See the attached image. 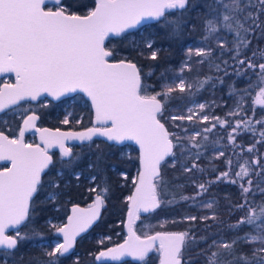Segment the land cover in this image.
I'll use <instances>...</instances> for the list:
<instances>
[{
  "label": "snow or ice",
  "instance_id": "1",
  "mask_svg": "<svg viewBox=\"0 0 264 264\" xmlns=\"http://www.w3.org/2000/svg\"><path fill=\"white\" fill-rule=\"evenodd\" d=\"M198 3L200 0H94V6L88 7L78 0L75 3L51 0L52 6L49 7L48 0H0V74L15 76V83H5L0 88V112L21 101L37 100L43 94L59 99L75 92L86 94L95 111V126L82 132L57 130L51 133L48 129H37L41 133L43 147L24 142L25 132L34 128L35 121L39 119L34 113L23 118V126L16 137L9 138L0 131V161L10 163V167L0 169V264H8L18 245L35 237L39 238L41 247L50 249L44 253L48 258L45 264H62L61 258L73 250L76 238L100 217L111 189L96 185L89 189L95 196L87 211L73 206L67 224H50L57 234L62 235L63 242L49 243L35 230L32 235L24 230L31 222L33 197L44 186L42 174L50 166L55 167L49 148L59 147L62 167L57 176H63L64 169H71L80 158L73 153L72 147L66 146L65 141H92L94 136L106 137L107 141L115 142L114 147L125 141H134L139 146L140 169L132 181L134 192L125 198L128 203V239L115 247H104L106 239L111 238H101L97 241L101 249L90 255L98 262L130 256L148 264L149 253L155 249L160 254L159 264H186L184 249L189 242H196L194 235L187 231L156 232L154 235L145 234L142 239L133 229L134 221L140 219L141 213H151L161 206L157 185L162 181V163L168 157H172L175 163L176 149L182 155L188 152L193 157L190 166H184L186 173L203 172L196 161L203 155L199 149L206 145L197 138L207 141V134L217 126L231 129L227 133L228 145L240 147L242 152L255 153L256 144L264 146V118L253 121L245 114L233 124L227 118L208 115L205 109L210 105L198 103L187 109V115H171L169 119L200 122L207 126L185 137L169 132L162 120L166 102L172 93H191L194 88H203L211 77L194 84L177 75L171 82H165L161 91L148 94V86L143 83L137 64L127 59L110 62L116 50L109 47L106 41L122 38L129 29L145 21L153 22L149 27L162 26L174 35L189 25L188 14ZM81 7L87 9L85 14L74 10ZM203 8L204 11H197L195 17L202 23L203 43L187 48L188 59L182 64L180 72L191 69L189 61L193 55L200 58L197 62L201 64L212 58L214 49L211 43H214L219 50L216 59L225 65V75H229L227 67L230 66L228 60L223 59L227 55L236 65L233 75L247 76L251 73L257 77L255 85L250 83L248 88L241 90L236 108L227 115L240 116L244 97L251 94L253 87L258 88L253 103L264 106V50L253 51L251 56L245 54L251 44L249 36L257 30L264 34V20L261 19L264 17V0H204ZM229 33L232 34L231 40ZM144 47L150 50L148 58L156 61L160 49L154 48V41L146 40ZM215 67L217 71L221 70L220 64ZM161 75L163 78V73ZM218 79L220 83L224 82L222 78ZM63 123H69L67 117ZM256 124L261 126L259 130ZM184 131L187 133L186 129ZM242 132H251L253 136L258 133L259 139L244 149L237 144V137ZM192 149L198 151L193 154ZM224 156L225 151L220 149L214 158ZM101 159L98 157L95 164L89 163L88 168L99 170ZM225 164L226 170L214 180L196 183L193 179L196 195L182 199L195 200L204 195L212 184L220 181L238 184L243 202L230 205L229 211H247L228 227L237 230L247 225L251 226L252 232L230 242L222 238L212 239L199 254L206 256L207 264H264V203L257 208L249 202V193L255 195L253 175L259 178L257 191L264 194V187H261L264 183V163L259 155H254L243 163L239 162L238 156L235 165L228 157ZM73 175L79 180L81 173L73 172ZM121 175L127 180L126 173ZM96 180V175L90 177L93 184ZM49 185L52 190L47 193L46 199L55 204L60 195V183L52 180ZM202 206L213 209V202H205ZM184 219L215 221L217 215L213 212L211 216H186ZM9 229L14 230V234H9ZM200 239L207 242L206 237ZM240 241L250 246L248 253L237 251L236 245ZM210 249L216 250L209 253ZM73 264H80L78 256Z\"/></svg>",
  "mask_w": 264,
  "mask_h": 264
},
{
  "label": "trees",
  "instance_id": "2",
  "mask_svg": "<svg viewBox=\"0 0 264 264\" xmlns=\"http://www.w3.org/2000/svg\"><path fill=\"white\" fill-rule=\"evenodd\" d=\"M69 3H75L77 0H67ZM81 4H87L88 7L94 6V0H78ZM204 0H200L197 7L189 14V25L184 27L176 34H170V31L162 26L149 27L148 23L142 25L134 30L127 31L122 38H110L107 41L109 47H114L116 55L112 58L114 60L127 59L135 62L141 70L143 83L148 86V94L161 91V87L165 82H171L177 75H180V68L187 58L186 50L191 46H196L202 41V23L196 19L197 11H204ZM50 6H52L50 4ZM80 14H85L86 8L74 9ZM264 20V17H261ZM192 25H195L193 28ZM229 40L232 34H228ZM154 41V48L160 49L158 59L153 61L148 58L150 50L144 47L146 40ZM251 44L245 51L248 56L252 55L253 51L264 50V34L259 30L249 36ZM211 43V42H210ZM214 49L213 57L205 60L204 63H198L200 59L193 55L189 61L191 69H185L181 75L187 77L188 82L196 83L198 80H204L206 77H211V80L204 85L203 88H194L191 93H180L176 91L172 93L171 98L166 102V109L164 119L162 120L168 130L176 133L182 137L191 135L194 130H201L205 123L184 121H172L169 119L171 115L185 114L187 105L193 99H202L206 104L210 105L205 111L211 116L227 118L233 124L237 119H241L247 114V117L255 120L264 118V106L255 105L253 99L258 91V88L253 87L251 94L244 97L243 110L240 116H228L227 114L236 108L237 102L241 99V90L249 87V84H256L257 77L251 73L247 76L233 75V68L235 63L225 55L224 60H228L229 67L225 75V65L216 59L219 56V50L214 43H211ZM231 46V45H229ZM143 53V54H141ZM220 64V71H217L215 65ZM151 73V75H149ZM163 73V78L162 74ZM218 78L223 79V83L219 82ZM213 84L215 85L213 87ZM233 89L235 91H233ZM231 93V94H230ZM81 99H85L86 105L79 107L74 104L72 108L75 109L74 115L68 124L60 122L63 112V100L50 103V111L47 109H40V121L43 125L50 127H62L67 129H83L93 125L94 113L90 102L82 94H79ZM77 97V96H75ZM76 105V106H75ZM47 108V107H46ZM81 115V120L76 121L77 117ZM6 124H3L4 131L10 135H18L19 128L22 124V117L11 116L8 117ZM2 123V121H1ZM12 126L11 129H6V125ZM179 125V127L177 126ZM256 129H260V125H255ZM187 130V133L184 130ZM231 131L230 128H217L208 133L209 139L203 141L197 138L200 143L205 144L206 147L199 149L203 155L196 161L203 172L195 171L186 173L184 166L192 163V155L185 152L183 155L176 149L177 158L173 163V158L169 157L166 162L161 165L162 181L158 183L159 197L162 201L161 206L151 213L140 214V219L135 223V229L140 235L151 234L156 231H187L196 237V242H189L184 249V258L186 264H207L206 256L199 254L202 249H206L207 245L211 243L212 239L230 242L238 236H243L247 232H252L251 226H241L237 230L230 229L229 224H234L240 217L244 216L247 209L242 211H229L230 205L242 203L241 190L238 184H230L227 182H217L212 184L209 190L202 196L196 197L195 200H184L182 197H192L196 195V188L193 185V179L196 183L207 182L214 180L216 176L226 170L225 160L231 157L234 165L239 156V162L243 163L245 159H250L254 155L261 157L264 163V146L256 144L257 151L255 153L242 152L240 147L228 145L227 133ZM259 139L257 133L253 136L251 132H242L237 137V144L242 145L244 149ZM114 142H109L102 138H95L86 143L75 144L72 147L73 153L80 158L72 166L71 169H64L63 176H57V172L61 170L60 152L54 154V165L50 166L42 180L44 185L42 189L38 190L33 199V209L30 212L31 222L28 227L24 229L32 235L33 230L40 233L46 242L53 243L55 239L60 236L54 229L50 227L52 220L59 218H66L75 204L89 205L93 202L95 194L89 189L100 185L101 187L108 186L111 191L107 194L104 212L102 216V223L94 228V235L91 233L78 242L74 253L67 254L66 257L61 258L62 264H73L76 257H79L80 264H142L131 259L124 261H95L94 256L90 253H96L101 246L97 243L99 233H116L122 231L120 240L124 238L125 226L124 222L128 211V203L126 197L131 195L135 189L132 183V176L134 171L140 169L139 165V150L133 145H118L113 146ZM129 149V151H126ZM223 149L225 156L215 159L217 151ZM194 154L197 149H192ZM101 157L99 163V170L96 168L89 169L88 164L97 162V158ZM65 160L69 158H64ZM113 165L115 170H113ZM238 170V168H234ZM73 172H80L79 180L74 178ZM125 172L127 180L121 175ZM92 175L97 176L95 184L90 181ZM247 179V178H246ZM259 178L252 176L253 192L249 193V202L252 207H257L264 203V194H261L256 189V184ZM56 180L60 183V195L55 204L46 199L50 188L49 181ZM264 187V183H261ZM213 202V209L203 207V203ZM213 212L216 213L217 219L196 221H188L184 219L186 216H211ZM50 218V222H49ZM55 225V224H54ZM14 234V233H13ZM201 237H206L207 242L201 240ZM238 252L248 253L250 246L243 241L236 245ZM45 249L40 246L38 237L22 241L14 254L8 259V264H45L48 259L45 256ZM216 249H210L214 251ZM2 251V250H0ZM231 259V257H224ZM160 259V254L153 251L149 256L148 264H157Z\"/></svg>",
  "mask_w": 264,
  "mask_h": 264
},
{
  "label": "water",
  "instance_id": "3",
  "mask_svg": "<svg viewBox=\"0 0 264 264\" xmlns=\"http://www.w3.org/2000/svg\"><path fill=\"white\" fill-rule=\"evenodd\" d=\"M51 4V0H48V4ZM148 23H152L151 21H145V22H143L142 24H140V25H138L136 28H138V27H140V26H142V25H145V24H148ZM136 28H133V29H129L128 31H130V30H134V29H136ZM106 44H107V41H106ZM121 60V59H120ZM117 61H119V60H114V59H112V58H110V62H117ZM133 62V61H132ZM135 63V62H134ZM137 67H138V65H137ZM5 76H12L13 77V82H11V83H15V76H14V74H11V73H3V74H0V79L2 78V77H5ZM3 86H4V84L3 85H1L0 86V88H3ZM78 94H82V95H84L85 97H86V99L90 102V105H91V101H90V99L86 96V94H84V93H82V92H75V93H68V94H66V95H64V96H61L59 99H54L53 97H51V96H48L47 94H43V95H41L40 97H38L37 98V100H26V101H29V102H34V103H38L39 101H41L42 99H45V98H47V99H50V100H52V101H54V102H59V101H62V100H64V99H66V98H69V97H72V96H75V95H78ZM21 102H25V101H21ZM21 102H19V103H21ZM18 103V104H19ZM17 104V105H18ZM12 106H14V105H12ZM12 106H10V107H12ZM9 107V108H10ZM91 108H92V105H91ZM8 109V108H7ZM6 110V109H5ZM4 110V111H5ZM92 110H93V113H94V119H93V125H91V126H89V127H86V128H83V129H67V128H59V127H49V126H41V125H39L38 124V120L39 119H37L36 121H35V127L34 128H30L29 130H27L26 132H25V136H24V142L25 143H28L27 141H26V134L27 133H34L35 135H36V138H37V142L36 143H28V144H32V145H41V147H43V144H42V142H41V133L39 132V131H37V129H48L51 133H55L57 130H59L60 132H82V131H85V130H87L88 128H91V127H93V126H95V111H94V109L92 108ZM3 111V112H4ZM2 112H0V114H1ZM31 114H33V113H31ZM31 114H29V115H31ZM35 115H37V114H35ZM38 116V115H37ZM39 117V116H38ZM163 122V121H162ZM23 126V121H22V124H21V127ZM165 126H166V124H165ZM166 128H167V126H166ZM170 132V131H169ZM4 134L5 135H8L6 132H4ZM9 136V135H8ZM9 138H13V137H11V136H9ZM95 138H102V139H104V140H107L106 139V137H101V136H94L93 138H92V140L93 139H95ZM86 142H89V141H84V142H80V141H78V140H71V141H65V144H66V146H69V147H73L75 144H79V143H86ZM110 142V141H109ZM115 143V142H114ZM127 144H129V145H133V146H135L138 150H139V146L134 142V141H125V142H123V144H121V145H127ZM56 150H59V147L58 146H54V147H51V148H49V154L50 155H52L51 154V152H53V151H56ZM60 151V150H59ZM169 158V157H168ZM168 158H166V160L168 159ZM0 163H2V164H6L7 166H9L10 167V163L9 162H7V161H0ZM48 169H46L45 170V172L47 171ZM160 171H161V169H160ZM45 173H43L42 174V177H43V175H44ZM135 190V189H134ZM134 192V191H133ZM157 192H158V186H157ZM158 194H159V192H158ZM36 195V194H35ZM35 195H34V197H35ZM33 197V198H34ZM74 206H76V207H78V208H80V209H83V210H85V211H87L88 209H89V206H82V205H78V204H76V205H74ZM72 208H73V206H72ZM72 208H71V212H70V214H69V216L70 215H72ZM102 209L103 208H101V212H102ZM101 212H100V215H101ZM128 212V211H127ZM141 214H146V213H141ZM99 219V218H98ZM98 219L92 224V226L98 221ZM135 222H136V220L134 221V224H133V229H134V231L136 232V234L137 235H139V236H141V238L143 239L144 238V236L145 235H140L137 231H136V229H135ZM68 223V218H67V222L65 223V224H67ZM91 226V227H92ZM91 227H89L88 228V230L86 231V232H83V233H81L77 238H76V243H77V240H78V238L79 237H81L82 235H84L85 233H87L89 230H90V228ZM125 228H126V238L121 242V243H119V244H123L124 242H125V240H127L128 239V216L126 215V220H125ZM156 232H181V231H156ZM156 232H154V233H151V234H149V235H154ZM14 233V230H12V229H9V234H13ZM59 236L61 237V239H62V242H63V237H62V235H60L59 234ZM118 244V245H119ZM157 244H158V242H157ZM115 246H117V245H115ZM115 246H112V247H115ZM76 248V244H75V246H74V248H73V250L72 251H74V249ZM71 251V252H72ZM153 251H154V249H153ZM152 251V252H153ZM70 252V253H71ZM152 252L151 253H149V256L152 254ZM127 259H131V260H133V261H136V262H140V261H138V260H136V259H134L133 257H130V256H125V257H122L120 260H115L116 262H120V261H124V260H127ZM106 261H113V260H106Z\"/></svg>",
  "mask_w": 264,
  "mask_h": 264
},
{
  "label": "flooded vegetation",
  "instance_id": "4",
  "mask_svg": "<svg viewBox=\"0 0 264 264\" xmlns=\"http://www.w3.org/2000/svg\"><path fill=\"white\" fill-rule=\"evenodd\" d=\"M48 6L50 7V3L48 4ZM5 83H7L4 79H1L0 80V86L1 85H3V84H5ZM75 96H79V94L78 95H75ZM74 96V97H75ZM71 98H66V99H64L63 100V109L64 108H66L65 107V105H68V101L70 100ZM72 100V99H71ZM49 101H50V99H42L41 101H39L38 103H34V102H29V101H25V102H21V103H19V105H23V104H31V105H33L34 107H35V110L34 111H32L34 114H37L38 116H39V120H38V124L39 125H41V126H46V125H43L42 124V122L40 121V114H39V110L40 109H47L48 111H50V103H49ZM77 104V103H76ZM71 106V105H70ZM47 107V108H46ZM11 108V107H10ZM10 108H8V109H6L4 112H2L1 114H0V117L1 116H3V115H5V113L7 112V111H9V109ZM31 112V113H32ZM30 113V114H31ZM20 117V116H19ZM3 124L1 123V121H0V131H3L4 132V129H3ZM9 126H11V125H6V129H9ZM50 127V126H49ZM59 128H62V127H59ZM30 134H33V143H36L37 142V138H36V135L34 134V133H27L26 134V137L27 136H29ZM10 136V135H9ZM14 136H17V135H14ZM13 137V136H12ZM57 152H60L59 150H56V151H53V152H51V154H52V156H53V160H54V154L55 153H57ZM5 166H7L6 164H2V163H0V169H2L3 167H5ZM49 169H50V167H49ZM49 169L45 172V174L43 175V177H42V180H43V178H44V176L46 175V173L49 171ZM37 194V193H36ZM36 196V195H35ZM34 199V198H33ZM93 203V202H92ZM91 203V204H92ZM91 204H89V205H82V206H90ZM76 205V204H75ZM78 205H80V204H78ZM74 206V205H73ZM72 208V207H71ZM30 212H31V209H30ZM70 212H71V210H70ZM70 212H69V214H70ZM103 212H104V207H103V209H102V212H101V215H100V217H99V219H98V221L90 228V230L87 232V233H85L84 235H82L81 237H79L78 238V240H77V243H76V247H77V245H78V242L81 240V239H83V238H85V236L86 235H88V234H92V235H94L95 233H94V228L97 226V225H99V224H101L102 223V225H103V222H102V216H103ZM69 214H68V216H69ZM68 216L66 217V218H59V219H57V220H52L51 221V223L52 224H55V225H59V226H62V225H64L66 222H67V218H68ZM126 220V219H125ZM139 220V219H138ZM138 220H136V222L138 221ZM49 222H50V218H49ZM135 222V223H136ZM124 226H125V222H124ZM135 226V225H134ZM121 233H122V231H117L116 233H113V232H111V233H106V234H104V233H99V237H98V240L99 239H101V238H107V237H110L111 239L110 240H107L106 239V244H105V246L104 247H112V246H115V245H118L119 243H121L125 238H126V228H125V234H124V238L122 239V240H120V235H121ZM149 235V234H148ZM59 239H61V237L59 238ZM61 241H62V239H61ZM157 246H158V244H157ZM101 249V248H100ZM75 250H76V248L74 249V251H72L71 253H74L75 252ZM155 250V249H154ZM71 253H69V254H71Z\"/></svg>",
  "mask_w": 264,
  "mask_h": 264
},
{
  "label": "rangeland",
  "instance_id": "5",
  "mask_svg": "<svg viewBox=\"0 0 264 264\" xmlns=\"http://www.w3.org/2000/svg\"><path fill=\"white\" fill-rule=\"evenodd\" d=\"M189 46H191V44H189ZM180 75H181V72H180ZM182 76L184 77V79L186 81H188L187 77H185L184 75H182ZM71 99L68 101V105H65L66 108L63 109L64 114L62 116V119L60 120V122H62V123H63V120L65 119V117L68 118L69 122L71 121V117L74 115L75 109H76L75 107L72 108V105H74L76 103H77L76 105H78L79 107H82L83 105H86V101L84 99H81L80 96H77V97H74V99L73 98H71ZM198 103H205V102L202 99H197V98L193 99L187 105L186 111H185V115H187V109L189 107H194V105L198 104ZM34 110H35V107L33 105H31V104L14 105V106H12L9 109V111H7L5 113V115L0 117V121H2V124H6V123H8L7 122L8 117H11V116H14V115L17 116V117H19V116L22 117V121H23V118H25L27 115H29ZM81 115H82V113L77 117L76 121H80L81 120ZM208 115H210V114H208ZM11 128H12V126H9V129H11ZM14 137H16V136L13 135V138ZM26 141L28 143H33V134H30L29 136H27L26 137ZM126 151H129V149H126ZM123 173H125V172H123ZM137 173H138L137 170L134 171V175L132 176V180L136 177ZM183 232H186V231H183ZM54 242H62V241H61V239H55ZM157 264H159V262Z\"/></svg>",
  "mask_w": 264,
  "mask_h": 264
},
{
  "label": "built area",
  "instance_id": "6",
  "mask_svg": "<svg viewBox=\"0 0 264 264\" xmlns=\"http://www.w3.org/2000/svg\"><path fill=\"white\" fill-rule=\"evenodd\" d=\"M4 80L7 82H11V78L9 76L4 77ZM74 99V98H73ZM85 100V99H84ZM74 103V102H73ZM73 106V105H72Z\"/></svg>",
  "mask_w": 264,
  "mask_h": 264
}]
</instances>
